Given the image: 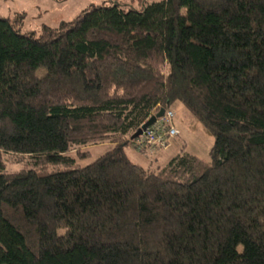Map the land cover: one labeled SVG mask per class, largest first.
<instances>
[{
  "label": "trees",
  "instance_id": "16d2710c",
  "mask_svg": "<svg viewBox=\"0 0 264 264\" xmlns=\"http://www.w3.org/2000/svg\"><path fill=\"white\" fill-rule=\"evenodd\" d=\"M134 1L39 36L0 15V264H264V0ZM176 102L209 160L134 163Z\"/></svg>",
  "mask_w": 264,
  "mask_h": 264
},
{
  "label": "rangeland",
  "instance_id": "374dc122",
  "mask_svg": "<svg viewBox=\"0 0 264 264\" xmlns=\"http://www.w3.org/2000/svg\"><path fill=\"white\" fill-rule=\"evenodd\" d=\"M115 0H0V15L6 17L10 22L16 23L21 33H33L39 36L44 26L59 27L64 22L72 21L83 10L92 5H111ZM157 0H148L149 3ZM138 0L132 3L137 9L141 8ZM128 3V2H126ZM131 4V2H130ZM46 69L40 68L36 75L41 77ZM174 118L173 125L179 130V134L171 138L167 148H159L151 151L149 148L142 150L128 146L126 153L136 164L155 168L158 164H167L169 160L185 149L190 153L209 160V150L214 143V137L194 116L185 108L181 102L173 105ZM111 148L108 143L90 146L91 155L81 160L83 164H88L104 154ZM8 171L19 170L24 166V162L15 161L14 156L4 155ZM155 162L153 165L151 162ZM63 229L58 233L62 234Z\"/></svg>",
  "mask_w": 264,
  "mask_h": 264
},
{
  "label": "built area",
  "instance_id": "2783aa9c",
  "mask_svg": "<svg viewBox=\"0 0 264 264\" xmlns=\"http://www.w3.org/2000/svg\"><path fill=\"white\" fill-rule=\"evenodd\" d=\"M174 111L167 110L155 123L149 126L137 141L139 147H167L171 138L178 135L179 130L173 125Z\"/></svg>",
  "mask_w": 264,
  "mask_h": 264
},
{
  "label": "water",
  "instance_id": "95a60500",
  "mask_svg": "<svg viewBox=\"0 0 264 264\" xmlns=\"http://www.w3.org/2000/svg\"><path fill=\"white\" fill-rule=\"evenodd\" d=\"M165 114V109L161 108L157 113L152 115L148 121H146L131 137L132 139H136L143 135L144 131L151 126L153 123L157 121L158 118H161Z\"/></svg>",
  "mask_w": 264,
  "mask_h": 264
},
{
  "label": "crops",
  "instance_id": "0c3cea01",
  "mask_svg": "<svg viewBox=\"0 0 264 264\" xmlns=\"http://www.w3.org/2000/svg\"><path fill=\"white\" fill-rule=\"evenodd\" d=\"M174 125H175V124H174ZM175 126H176V125H175ZM176 127H177V126H176ZM177 128H178V127H177ZM159 148H160V147H158L157 150H159ZM161 148H165V147H161ZM166 148H167V147H166ZM157 150H154V151H157ZM141 152H143V151H141ZM151 163H152L153 165L155 164V162H153V161H152ZM155 165H157V166H161V164H158V163H156ZM163 165H165V164H163Z\"/></svg>",
  "mask_w": 264,
  "mask_h": 264
}]
</instances>
